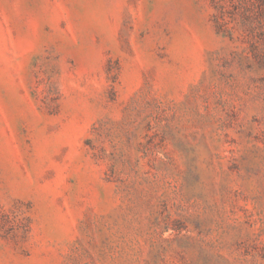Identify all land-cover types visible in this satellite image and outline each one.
Listing matches in <instances>:
<instances>
[{"label": "rangeland", "instance_id": "1", "mask_svg": "<svg viewBox=\"0 0 264 264\" xmlns=\"http://www.w3.org/2000/svg\"><path fill=\"white\" fill-rule=\"evenodd\" d=\"M0 264H264V0H0Z\"/></svg>", "mask_w": 264, "mask_h": 264}]
</instances>
